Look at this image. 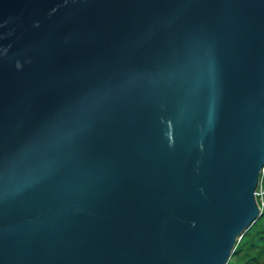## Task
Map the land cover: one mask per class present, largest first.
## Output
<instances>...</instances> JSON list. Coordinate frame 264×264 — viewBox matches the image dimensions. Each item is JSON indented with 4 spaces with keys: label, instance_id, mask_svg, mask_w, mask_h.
Listing matches in <instances>:
<instances>
[{
    "label": "water",
    "instance_id": "1",
    "mask_svg": "<svg viewBox=\"0 0 264 264\" xmlns=\"http://www.w3.org/2000/svg\"><path fill=\"white\" fill-rule=\"evenodd\" d=\"M263 170L264 0H0V264H226Z\"/></svg>",
    "mask_w": 264,
    "mask_h": 264
},
{
    "label": "trees",
    "instance_id": "2",
    "mask_svg": "<svg viewBox=\"0 0 264 264\" xmlns=\"http://www.w3.org/2000/svg\"><path fill=\"white\" fill-rule=\"evenodd\" d=\"M260 177L264 184V170ZM226 264H264V207L242 232Z\"/></svg>",
    "mask_w": 264,
    "mask_h": 264
},
{
    "label": "built area",
    "instance_id": "3",
    "mask_svg": "<svg viewBox=\"0 0 264 264\" xmlns=\"http://www.w3.org/2000/svg\"><path fill=\"white\" fill-rule=\"evenodd\" d=\"M263 196H264V184L260 178L257 189H256V199L258 201V206L260 210H262L264 207V197Z\"/></svg>",
    "mask_w": 264,
    "mask_h": 264
},
{
    "label": "rangeland",
    "instance_id": "4",
    "mask_svg": "<svg viewBox=\"0 0 264 264\" xmlns=\"http://www.w3.org/2000/svg\"><path fill=\"white\" fill-rule=\"evenodd\" d=\"M264 197V196H263Z\"/></svg>",
    "mask_w": 264,
    "mask_h": 264
}]
</instances>
